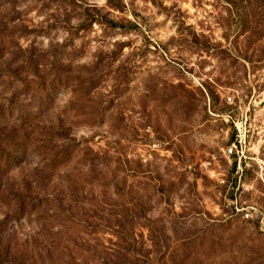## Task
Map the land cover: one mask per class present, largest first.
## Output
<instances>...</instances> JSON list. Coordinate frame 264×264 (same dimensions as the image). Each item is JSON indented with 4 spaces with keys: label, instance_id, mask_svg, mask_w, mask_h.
Returning <instances> with one entry per match:
<instances>
[{
    "label": "rangeland",
    "instance_id": "1",
    "mask_svg": "<svg viewBox=\"0 0 264 264\" xmlns=\"http://www.w3.org/2000/svg\"><path fill=\"white\" fill-rule=\"evenodd\" d=\"M0 264H264V0H0Z\"/></svg>",
    "mask_w": 264,
    "mask_h": 264
},
{
    "label": "built area",
    "instance_id": "2",
    "mask_svg": "<svg viewBox=\"0 0 264 264\" xmlns=\"http://www.w3.org/2000/svg\"><path fill=\"white\" fill-rule=\"evenodd\" d=\"M228 102L231 103L232 99L228 98ZM237 134L235 136L234 142L230 146V148L227 151V154L230 157L234 158V161L237 163L238 167L240 168V165L245 159V151L247 147V133L245 128L239 127L238 125L235 124ZM247 219L249 218V215L245 216Z\"/></svg>",
    "mask_w": 264,
    "mask_h": 264
},
{
    "label": "trees",
    "instance_id": "3",
    "mask_svg": "<svg viewBox=\"0 0 264 264\" xmlns=\"http://www.w3.org/2000/svg\"><path fill=\"white\" fill-rule=\"evenodd\" d=\"M12 163H16L17 164L18 163V160L17 159H6L5 160V165L12 164ZM236 167H237V163L234 162V169L235 170H236Z\"/></svg>",
    "mask_w": 264,
    "mask_h": 264
}]
</instances>
